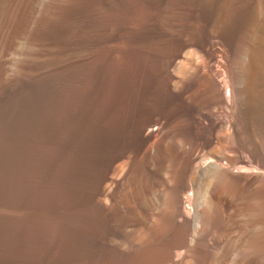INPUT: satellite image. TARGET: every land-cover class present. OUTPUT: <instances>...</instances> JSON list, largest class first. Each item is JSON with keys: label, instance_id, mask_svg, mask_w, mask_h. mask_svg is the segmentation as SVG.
<instances>
[{"label": "bare ground", "instance_id": "1", "mask_svg": "<svg viewBox=\"0 0 264 264\" xmlns=\"http://www.w3.org/2000/svg\"><path fill=\"white\" fill-rule=\"evenodd\" d=\"M137 1L0 0V90L17 43L30 46L19 68L29 78L46 76L110 40ZM226 32L236 34L237 49L231 70L221 74L209 42H182L146 27L135 40L152 62L165 107L133 134L90 128L88 144L74 147L66 163L56 157L49 169L40 163L43 151L25 173H9L0 160V264H264V252L247 248L262 228L256 213L232 209L239 196L264 199V8L251 7ZM197 53L208 62H196ZM45 144L63 151L58 140ZM215 173L236 187L218 189ZM203 177V188L193 189ZM153 195L155 202L144 201ZM120 199L122 219L112 205ZM161 219L166 234L133 250L142 244L137 226L153 228Z\"/></svg>", "mask_w": 264, "mask_h": 264}, {"label": "rangeland", "instance_id": "2", "mask_svg": "<svg viewBox=\"0 0 264 264\" xmlns=\"http://www.w3.org/2000/svg\"><path fill=\"white\" fill-rule=\"evenodd\" d=\"M137 2L135 13L129 19L119 20L110 40L95 49L81 51L78 62L50 71L46 76L29 78L19 68L18 62L27 57L30 49L28 44L19 42L9 53L10 79L7 86L0 90V160L9 173H25L30 168V158L37 156L40 151L47 155L40 159L43 169H49V166L52 168L56 157L66 163L72 160L71 150L74 147L88 144V134L85 135L90 128L101 127L110 133L124 136L133 134L146 119L165 107L164 96L154 88L152 62L150 58H143L135 40L141 30L155 27L182 42L202 46L209 42L217 51L216 68L223 74L231 70L237 49L236 34H228L226 31L233 28L242 14L251 7L264 8V0ZM113 29L109 24L106 34L109 35ZM222 36L226 42L220 38ZM193 58L203 64L209 60L199 53L194 54ZM192 72L191 69H185L184 75ZM215 109V112H221L219 108ZM235 138L233 135L232 141ZM57 140L63 148L61 153L55 147L50 148V145L45 144L46 141ZM223 151L229 156H235L234 152L226 148ZM210 178L218 189L236 187L234 179L227 174L215 173ZM207 179H197L193 189L201 190ZM154 197L149 196L144 201L155 202ZM112 205L118 218L122 219L125 215L123 201L120 199ZM232 205L236 212L247 210L256 213L254 215L259 219L258 226H262V231L257 228L255 237L247 240V248L264 252V199L259 194L239 196L234 198ZM157 224L153 228L137 226L138 239L142 238V244L133 250L140 252L149 247L157 235L166 234L168 225L164 219ZM93 245L92 239L88 240L87 248ZM99 252V258L103 259L106 249L101 246Z\"/></svg>", "mask_w": 264, "mask_h": 264}]
</instances>
